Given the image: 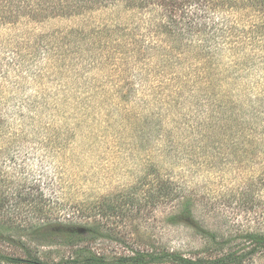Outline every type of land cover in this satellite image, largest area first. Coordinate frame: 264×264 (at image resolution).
Returning a JSON list of instances; mask_svg holds the SVG:
<instances>
[{
  "label": "rangeland",
  "instance_id": "374dc122",
  "mask_svg": "<svg viewBox=\"0 0 264 264\" xmlns=\"http://www.w3.org/2000/svg\"><path fill=\"white\" fill-rule=\"evenodd\" d=\"M59 2L38 0L30 14L28 8L13 11V23L0 18V106L6 109L0 115V224L18 232L37 221L44 195L53 215L98 225L105 249L162 245L187 253L202 246L193 228L169 223L173 205L184 200L199 225L220 235L264 231V138L234 131V121L249 116L251 90L241 91L230 70L218 72L209 90L201 85L195 92L168 82L179 72L150 78L142 89L127 83L132 71L104 84V60L78 74L79 53L104 57V32L99 41L82 31L108 19L115 20L112 28L119 20L126 24L129 12L97 2L86 14L70 9L61 15ZM239 8L227 11L237 16ZM259 15L248 9L246 25L258 23ZM71 27L80 29L68 34ZM65 34L77 41V52L68 53V66L57 72L61 62L40 55L45 44L54 52L73 47L74 41L57 46ZM117 34L124 44L123 30ZM257 35L263 57L252 60L248 81L263 87L264 33ZM28 48L39 55L10 64L12 51L23 56ZM27 64L36 71L26 79ZM43 95L57 97L56 106L44 104ZM28 100L36 103L32 113ZM157 181L179 200L156 202ZM259 255L255 264L264 263Z\"/></svg>",
  "mask_w": 264,
  "mask_h": 264
},
{
  "label": "trees",
  "instance_id": "16d2710c",
  "mask_svg": "<svg viewBox=\"0 0 264 264\" xmlns=\"http://www.w3.org/2000/svg\"><path fill=\"white\" fill-rule=\"evenodd\" d=\"M33 1L0 0V18H5L1 23H13L8 20L13 11L28 8L26 14L32 13L34 8H38V0L37 3ZM60 1L61 15L70 9H79L77 14H86L93 9L91 4L97 2L103 4L105 9L115 6L117 12H121V8L129 12L126 24L119 20L112 28L115 20L108 19L98 25L91 24L89 30L82 31L91 34L88 39L94 36L99 41L104 32V57H96L95 51H91L88 58L79 53L77 59L81 62L78 63V74L104 60V84H112L115 79L111 76L114 74L118 76L121 72L132 71V79L127 83H137L139 85L135 87L142 89L150 78H164L165 75L179 72L180 75L168 82L177 91L191 87L189 90L195 92L201 85L204 90H209L218 72L222 75L227 70L233 71L235 77L232 81L238 88L241 91L251 90L246 101L249 116L241 122L234 121L237 126L234 131L240 135L248 131L263 140L264 86L259 87L257 84L260 83L257 82L250 83L248 76L254 74V69H249L252 60L263 57L260 51L263 45L258 42L262 37L257 32L264 33V0ZM238 4L240 13L237 12V16L233 15V11H227L234 10ZM248 9L260 14L258 23H252L250 27L244 21ZM130 19H134L132 23ZM131 24H134V31L128 29ZM79 29L71 27L67 31L73 34ZM119 30H123L124 44L119 41ZM72 42L73 47L56 52L52 51L51 45L45 44L40 56L46 57V61L61 62L55 69L58 72V67L68 66L69 61L66 60L71 56L68 53L77 52L74 51L77 41L70 40L67 34L62 40L59 37L57 46H69ZM29 48L23 56L12 51L10 64H21L27 55L30 58L39 55V51H33L35 48ZM52 53L55 59L49 58ZM40 70L42 72L44 69L40 67ZM74 70L76 72L75 67ZM35 71L27 64L23 73L27 79ZM156 81L159 85L167 82ZM56 99L47 95L42 98L44 104L50 105L51 100L53 106H56ZM29 101L26 105L29 104L28 112L32 113L36 103ZM2 107L0 115L6 111ZM176 197V193L156 182L152 197L156 202L174 200ZM41 202L40 219L21 226L20 231H8L9 228L0 224V264H255L257 255H264V231H244L237 239L220 235L199 225L188 200L175 203L169 215L170 224L193 228L204 240L202 246L187 253L162 245H152L149 249L125 248L124 245L120 251L115 250L114 245L110 249L99 247L105 241V235L98 225L62 220L58 215H53V202L44 195Z\"/></svg>",
  "mask_w": 264,
  "mask_h": 264
}]
</instances>
